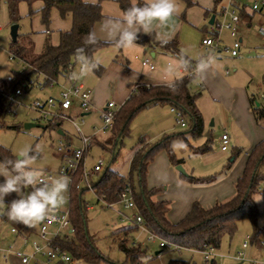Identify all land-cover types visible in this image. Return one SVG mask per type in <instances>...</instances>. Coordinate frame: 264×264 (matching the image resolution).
<instances>
[{
	"label": "rangeland",
	"instance_id": "rangeland-1",
	"mask_svg": "<svg viewBox=\"0 0 264 264\" xmlns=\"http://www.w3.org/2000/svg\"><path fill=\"white\" fill-rule=\"evenodd\" d=\"M195 4L187 5L186 0H176L177 11L179 17L185 19L187 23H184L181 29V36L184 43L182 44V51L186 52L188 56L193 59H199L206 57L207 50L201 45V39L209 33L206 30L209 28L208 20L203 17L202 7L204 3L212 2L216 6V10H220L227 3V0H192ZM246 5V9L249 10L254 1L260 0H239ZM40 2L34 1L31 6L33 10L32 15H28L29 7L25 2H20L18 5V14L20 19L16 22L19 26L18 33H27L33 39L34 50L39 49L42 46L44 38L47 36L50 42H58L59 31L65 30L66 24L70 23V17L66 16L61 18L56 9H52L50 13V23L48 27L41 23V19L38 13ZM250 11V10H249ZM251 12V11H250ZM252 13L251 23L248 26L245 22L241 23L239 27L238 35L243 37L238 55L232 57L229 53L222 51L221 56L216 58L219 61L220 70L225 75H228L230 83H240L249 94H254L258 102L264 104V37L259 36L254 30V26L264 20V9L260 11H254ZM218 22L222 21L221 16H217ZM12 23L9 20L7 7L5 3L0 0V82L6 80L8 76H11L12 72H20L24 68V63L18 59H10L8 53V44L10 43L9 28ZM48 28V33L45 32ZM237 35V36H238ZM221 47L231 46L233 37L230 36L229 31L222 29L220 32ZM21 37V36H20ZM19 37V38H20ZM179 39V38H178ZM20 40V39H19ZM23 41V40H22ZM34 54V53H33ZM149 55V54H148ZM144 56V55H143ZM141 57L142 59L144 57ZM149 57V56H148ZM120 62L123 67L127 68L123 70L126 77L131 68L127 60L133 56L125 57L120 56ZM93 59L96 60L95 56ZM149 63L152 64L151 58ZM139 68L147 69L140 64V59H135ZM129 61V60H128ZM134 61V60H133ZM106 67V64L100 63ZM80 63H76L74 73H78V67ZM94 74V72H92ZM91 73L90 83L88 85L85 77L78 78L79 82H83L86 88L91 92V99L94 89H98L101 92V101L97 105L92 103L89 113L83 111L78 103H73V107L66 111H63L67 118L62 120L61 129L63 134H59L60 128H45L47 121L43 119L38 111L30 108V105L35 100H45L49 97L57 99L60 92V86L65 84L64 78L60 77L57 82L51 85H43V76L41 74H35L31 77V86L26 90L23 86L22 94L17 97L16 102L11 106L12 113L4 114L5 127L0 129V144L8 148L11 154L15 157V154L26 145H40L42 147L41 156L37 162V166L44 168L48 173L52 175H59L58 169L62 163L61 153L57 150L60 143L67 144L71 149H78L82 147L80 135L73 126V122L80 130V134L86 137H90L88 150L83 158V166L86 170H90L98 160L102 161V168L108 167L110 170L117 172L121 175L127 176L129 173L130 157L132 154V148H135L140 139L146 140V142L154 144L160 140L163 136H169L176 134L177 136L171 141L172 150L177 158L183 160L182 168L186 175L205 178L213 176L214 182L208 185L207 189H203L205 193H212L216 200L220 196L222 189L227 190L230 186L234 188L235 180L242 172L243 164L245 163L246 152L250 150L259 140L264 139V123H256L254 120L249 127L245 128L235 139V136L231 135V142L228 144V150H220V135L221 127L216 122L214 125L205 126L203 135L197 139H193L188 133L179 135L188 129V118L183 116L186 123L185 127H182L177 120L179 117L170 111L169 105H157L152 107H144L136 112L129 123V134L122 136L115 144L114 139H110V129L102 130V122L99 120V109L106 102H113L116 105H122V102L116 101L115 87H113V81L119 78L117 75L103 78L99 81ZM228 73V74H227ZM96 75V74H95ZM109 76V75H108ZM87 77V76H86ZM117 77V78H116ZM125 77L123 79H125ZM120 79V78H119ZM193 82V90H197L198 87ZM202 93V92H201ZM216 112L213 111V114ZM209 117L208 123L211 122L212 117L215 115H205ZM25 124H32L29 127H25ZM66 136L69 139H66ZM210 136L211 140L208 142V153H224L225 158L221 165L215 162L213 156V165H209L208 168L215 169L209 174L200 173L204 169L200 167L198 162L197 153L188 154L187 151L191 150L189 145L198 146L199 141H206V137ZM258 138V139H255ZM110 139V140H109ZM253 140H257L256 142ZM240 142V143H239ZM100 144H104L105 147H101ZM236 146L240 150V153L235 156L233 161L230 159L233 157L234 148ZM163 156L164 160L161 158ZM210 163V162H209ZM171 166V170H167L168 166ZM218 165V166H217ZM151 169V170H150ZM264 170V167H261ZM150 172V173H149ZM200 173V174H199ZM150 174V177H149ZM203 174V175H202ZM152 178V179H151ZM92 181L96 180L95 174L91 176ZM184 181L187 185H191L182 173L176 170V165L171 164L168 154L165 150H160L154 156L152 162L147 167L146 174V187L148 189L160 187V194L181 193V184ZM4 179H0V183H3ZM133 184L136 185V179L133 176ZM194 184V183H193ZM264 186V183H262ZM205 187V186H204ZM209 189V191H208ZM262 191L259 190L258 193ZM212 195V196H213ZM66 202L63 208H68L69 196L66 193ZM18 198L15 193L5 197V206L0 208V212H3L7 205L13 199ZM82 200L89 206L85 209L83 206V214L85 217V229L87 233L94 239V244L99 252L114 263H123L124 255L118 249L116 232L124 226H128L131 223V217L135 211L132 209H125L122 205L112 204L106 205L99 200L96 195L90 191L85 190L82 194ZM171 204V198L166 199ZM212 201L222 202V201ZM198 201V200H197ZM199 202V201H198ZM200 203V202H199ZM211 204V205H212ZM256 207L260 213L258 219V226H264V200L256 203ZM171 206V205H170ZM210 206V205H208ZM5 220L0 217V264H22L20 259L13 258L7 262L2 259V254L7 249L12 252H20L26 255L32 254L33 242H36L43 250L47 249V241L42 239L39 235L38 228H27L23 224ZM11 228L20 230V232L11 233ZM26 228V229H25ZM69 227L61 229L59 235L69 234ZM56 233V227L51 226L46 239L51 240ZM253 233V227L248 218H242L237 223V229L233 235L229 236L225 234L218 249H215L214 261L217 264H251V260H256L260 264H264V249L257 248L256 245L251 244L250 237ZM122 233H119L121 236ZM130 236L135 242L139 243L145 248L146 254L142 259V264H162L167 263L170 259H184L190 262V264H208L210 261H205L202 251L193 249H176L174 247H161L160 239L158 237H152L150 233L141 227H137ZM264 240V236L260 237ZM247 241V247L242 249V243ZM159 251L156 255L155 253ZM244 252L246 259H239L238 253ZM28 264H63L58 256L52 259H48L47 256L42 255L41 252L35 253L34 258L30 260ZM72 264H112L107 261L99 263H91L84 260H72Z\"/></svg>",
	"mask_w": 264,
	"mask_h": 264
},
{
	"label": "trees",
	"instance_id": "trees-1",
	"mask_svg": "<svg viewBox=\"0 0 264 264\" xmlns=\"http://www.w3.org/2000/svg\"><path fill=\"white\" fill-rule=\"evenodd\" d=\"M7 7L8 17L11 23H16L20 19L18 14V5L25 2L28 7V15L33 14L31 6L37 0H3ZM42 5L38 9L41 23L48 27L50 23V13L56 9L61 18L71 16V26L67 30L59 31L57 44H52L46 37L42 50L38 54L31 51L30 41L24 43L22 34L17 35L15 42H10L8 52L10 59H18L24 63V68L20 72H12V80L7 88L12 90L18 86H23L28 90L31 86V77L35 74L43 76V85H49L60 77L65 78L68 74V65H76L77 49L84 48L85 54L93 58L94 52L103 47L106 43L98 39L95 45L85 43L90 33H93L94 24L103 18L101 12V1L98 0L95 6L85 5L82 0H39ZM122 12L130 6V0H115ZM141 4L143 0H140ZM187 5L195 4L192 0H186ZM240 16L248 22L251 20L252 13H248L246 5L242 3L239 8ZM209 9L204 10L208 16ZM21 36V37H20ZM20 37V38H19ZM28 38V36H25ZM20 39V40H19ZM161 48L179 54L177 41L172 39L167 44L157 43ZM195 78L184 76L177 81L176 91H171L165 85H150L149 87L137 84L129 97L120 106L113 127L110 129V139L115 140V144L122 136L129 134V123L137 111L149 103H166L172 106L178 114L188 118V129L179 134L188 133L193 139L203 135L204 122L199 111L196 100L201 95V89L193 90L192 84ZM248 102L251 113L256 123H264V104L258 102L254 94L248 93ZM5 100L0 96V129L5 127L4 121ZM58 121L49 120L45 128H54ZM176 134L163 136L156 143L151 144L144 139L139 140L140 147L137 148L130 160L129 173L127 176L121 175L110 170L108 167L102 168L95 173L96 180L93 181V191L99 200L107 204L118 202L119 194L127 184L133 189V200L137 212L141 215L143 224L147 230L176 245V249H193L202 251L205 247L218 249L222 237L227 234L233 235L237 229V223L242 218H248L253 227V233L250 237L251 244L264 249L261 245L260 237L264 236V226H258L260 213L252 200L253 194L259 192L262 183H264V139L259 140L247 153L246 160L241 174L235 180L234 194L231 198L222 202H215L210 206H203L198 201H193L186 214L176 222H171L167 218L169 208L168 200H154L153 197L161 193L160 187L148 189L145 185L147 167L152 162L154 156L160 150H165L169 160L173 165H179L183 162L177 158L172 150L171 141ZM109 139V140H110ZM210 136L201 146L189 145L191 150L200 153L209 150L208 142ZM105 147L104 144H100ZM233 157L240 153L238 148L234 149ZM86 154V153H85ZM84 154V155H85ZM14 159L10 150L0 144V160ZM82 167V164L80 165ZM80 172L74 178L70 187L69 195V234L56 235L50 241L51 246H58L60 249L69 253L72 260H84L91 263L107 261L112 264L108 258L103 256L94 244V239L85 229V217L83 206L86 203L82 200V194L85 188H76L79 181ZM133 176L136 179V185L133 184ZM189 182H209L213 176L199 178L184 175ZM7 207L0 212V217L9 220L6 215ZM137 228L130 224L117 230V246L124 255V261L121 264H142L146 251L139 243L135 242L130 234ZM122 233L119 236V233ZM166 264H190L184 259H170ZM204 264H207L206 262ZM208 264H217L214 258Z\"/></svg>",
	"mask_w": 264,
	"mask_h": 264
},
{
	"label": "crops",
	"instance_id": "crops-1",
	"mask_svg": "<svg viewBox=\"0 0 264 264\" xmlns=\"http://www.w3.org/2000/svg\"><path fill=\"white\" fill-rule=\"evenodd\" d=\"M39 2H40V5L38 7L40 8L42 3L41 1ZM205 9L210 10V13L208 16L204 14ZM202 10H203L202 11L203 17L208 20L207 23L209 25V28L206 30V32L210 33L213 22L209 23V21L213 15H214V18L216 17L218 11L216 10V6L214 4L212 5L211 1L208 3H204ZM177 11H180V9H178ZM56 12L58 11L56 10ZM101 12L103 14V18L94 24L93 33H95V35L98 37L99 40L105 42V37L107 35L104 29L105 20L109 17L120 16L122 14V10L120 9L118 3L115 0H102L101 1ZM247 12L251 13L248 9H247ZM68 16L70 17V23L65 25L64 27L65 30L69 29L72 23L71 16L70 15ZM243 19H244V22L249 26L251 23V20L250 22H248L245 18ZM184 23H187V21L183 18L181 20V17H179V14L176 13L170 19L167 27H156L150 35H146L143 33L139 34V39L136 41V43L139 45L138 47L117 48L114 44L105 42L106 44L103 47L97 49L93 54V56H95L96 58V61H99V67L93 71L94 72V74L92 73L93 76L95 77L97 76L96 79H98L99 81L101 80L103 81L104 80L103 78L115 76V75H117L120 78L119 79L116 77L117 78L116 81L112 79L113 85H114L113 87H115V96H116L115 98L117 99L116 101L118 102H122V101L125 102V100L129 97L130 93L134 90L137 84H141V85H161L163 84L165 85L164 84L165 81L175 82L178 79L184 77V74L181 73L180 71L173 72L171 74H167L164 72V69L170 63L171 59L173 57L178 56L182 52V47H183L182 44L184 43V41H183V37L181 36V29L183 28ZM260 23H264V20H262ZM18 29H19V26H18ZM45 32L48 33V28H46ZM21 34L24 35L23 36L24 43H28L30 41L31 51L34 54H38L42 50L45 38L47 36L44 38L40 50L39 49L34 50L32 37L27 33H21ZM17 35H19L18 30H17ZM26 35L28 36V38L25 37ZM238 38L241 39V44H242L243 37L241 35H238ZM165 39H167L168 41L175 39L177 41L179 54L163 49L157 44L158 42H162ZM10 42H12L11 38H10ZM51 43L57 44L58 42L53 41ZM206 50H207L206 57L209 54H212L210 53L209 49H206ZM221 53L222 51H218L213 54L215 55L216 58H219L221 56ZM121 55L122 56L124 55V58L125 57L130 58L131 56L134 57V59L131 58V60L128 58H125L126 60L127 59L129 60V61L127 60V63L131 67V68H128L129 73H127L126 77L124 76L125 73H123V70L126 69L127 67L126 66L123 67V64L119 63L120 62L119 57ZM142 56L144 57L143 59L141 58ZM146 58L147 59L151 58V60H153L151 61L153 64L152 69L148 65L142 63V61ZM188 58L191 60L192 66H195L198 59H193L190 56H188ZM135 59H140L141 66L147 67V69L139 68ZM100 63H104V65L106 64V67L102 66ZM74 69H75V66H74ZM74 69L72 73H74ZM149 69L152 70L150 75H145V73H147ZM78 73H79V70H78ZM90 75L91 74H89L84 79L86 80L88 85L92 86V83H90L89 81L91 78ZM228 75H225L222 72V70H220L219 61L216 60L215 66L208 71L206 79H204L202 82L195 79L196 81L195 84L199 89H201V92H202L201 95L196 100V105L203 117L204 127L214 125L216 122L218 123L219 121L218 126L221 127V130H222L221 134L223 132H226L228 134L229 144H230L232 140L231 135L235 136V139H237L238 135L242 133L245 128L249 127L251 122L254 120V117L249 108L248 92L245 90L243 85H241L240 83H230ZM124 77L125 79H123ZM81 83L83 84L84 87H86L85 83L83 82ZM99 101H101V92L98 89H94V92L92 94V99L90 102L91 106H92V103L97 105ZM159 104L169 105L166 103H156V104L149 103L145 107L157 106ZM169 107H170L169 108L170 111L174 113L175 115H177V111L175 109L172 110L173 108L172 106L169 105ZM88 111L86 113H83L82 115L89 113ZM213 111H215L216 113L213 114ZM206 114L209 116L215 115L212 117V120L210 123H208L209 117L205 116ZM177 122L179 123V119L177 120ZM61 125H62V120L58 121V125L55 126L54 128H57V127L60 128ZM182 127H185V126H182ZM58 133L62 135L63 130L60 128ZM66 139H69V137L66 136ZM255 139H258V138H255ZM253 141L256 142L257 140H253ZM199 142L200 144H198V146H201L204 144L203 140ZM237 142H238V139H237ZM139 147H140V144L138 143L136 144L135 148H132L133 150H132L130 160L132 158L134 151ZM233 148L235 149L236 146H233ZM227 150H228V147H227ZM225 151L226 150H224V152ZM249 151L250 150H248V152ZM187 153L188 154L197 153L198 162H200V167H203L205 165L202 172H200L204 174H209L211 173L212 170L215 169L216 166L214 168L213 167L208 168L209 165L210 166L213 165V163L211 162L213 161V156L216 159L215 162L219 161L217 162L218 165H221V163H223V160L225 158V154L220 153V152L211 154V153H208L207 151L200 153L198 151L189 150L187 151ZM245 155L247 156V152ZM161 158L164 160L162 155H161ZM234 159L235 157H232L230 161H233ZM181 164H183V162ZM181 164L179 165L182 167ZM167 170L169 171L171 170L170 165L167 167ZM176 170L179 171L178 169ZM149 177H150V174H149ZM0 179H4V178L0 177ZM180 182H182L180 184H181V189H183L182 190L183 194L181 193H170V194H164V195L159 194L153 197L154 200H160V199L166 200V199L171 198V204L169 203V208L167 212V218L171 222H176L179 219H181L186 214V212L189 210L192 202L195 200L196 201L198 200L203 206L211 205L213 203L212 201L216 200V198H214V195L212 193H205L203 191V189L210 188L208 187V185L212 184L214 180H210L209 182H193L194 184L190 183L191 185L189 184L187 185L184 181H180ZM224 190L225 189H222L219 192L220 196L218 197L216 201L218 200L226 201L233 196L234 188L229 186L226 191ZM114 204H119V203H114ZM62 209H65V208H62ZM18 225L21 226L19 223ZM16 230L17 232H20L19 228ZM11 233L13 232L11 231ZM158 253L159 251H157L155 254L157 255ZM162 264H165V263L162 262Z\"/></svg>",
	"mask_w": 264,
	"mask_h": 264
},
{
	"label": "clouds",
	"instance_id": "clouds-1",
	"mask_svg": "<svg viewBox=\"0 0 264 264\" xmlns=\"http://www.w3.org/2000/svg\"><path fill=\"white\" fill-rule=\"evenodd\" d=\"M98 0H82L85 5L97 4ZM177 13L176 0H130V6L118 17H109L104 22L107 33L106 43L117 48L138 47L136 41L139 34L150 35L156 27H167L170 19ZM85 43L95 45L98 37L90 33ZM167 44L168 40L162 41ZM77 60L80 63L79 73H72V78H82L91 74L99 67V61L85 54L84 48L77 49ZM216 64L214 54L201 57L193 68L186 52L182 51L173 57L164 72L171 74L182 71L199 81L207 77L208 71ZM151 69L145 75H150ZM171 91L177 90L174 81H165ZM42 147L26 145L15 154L14 159L0 160V208L5 204V197L15 193L18 198L7 205V218L27 228H38L46 221L55 219L56 213L66 202L70 178L66 175H52L44 168L38 167ZM256 203L264 200V192L253 194Z\"/></svg>",
	"mask_w": 264,
	"mask_h": 264
},
{
	"label": "built area",
	"instance_id": "built-area-1",
	"mask_svg": "<svg viewBox=\"0 0 264 264\" xmlns=\"http://www.w3.org/2000/svg\"><path fill=\"white\" fill-rule=\"evenodd\" d=\"M242 7V2L239 0H227V3L224 7H222L217 12V16L222 17V21L218 22L216 17L213 20L212 29L209 33V35L202 38L201 43L205 47V49H209L210 53H216L218 51H225L229 53L230 56H236L239 53L240 47H241V39L238 38L239 33V27L241 23L244 22L243 17L240 16V10L239 8ZM261 9H264V0H260L259 2L254 1V3L250 6L249 10L251 12L254 11H260ZM222 29H226L229 31V34L231 37H233V42L231 46H223L221 47V36L220 32ZM254 30L256 33L264 37V23H259L254 26ZM78 63V62H77ZM143 64L148 65L151 69L153 68V64L149 63V60L146 58L142 61ZM195 66H193L194 68ZM74 69V65L69 64L68 65V74L67 77L64 78L65 84L60 86V92L58 93L57 99H53L52 97H49L43 101L41 100H35L31 105L30 108L38 111L40 116L45 119L46 121L49 120H56L60 121L65 118L70 120L68 116L64 114L63 111L71 109L73 107V103H78L79 107L83 111H88L91 107V92L89 89L83 86L81 82L77 80V78H72V71ZM78 70H80V65L78 67ZM183 73L182 71H180ZM184 74V73H183ZM184 76H188L185 75ZM12 80V76H8L6 80H2L0 82V96H2L5 100V114L12 113L11 106L16 102L17 97H19L22 94L21 86H18L12 90L7 91V86L9 82ZM58 83L57 80L54 82H51L49 85ZM149 87L150 85H145ZM135 89V88H134ZM121 105H116L113 102H106L100 109H99V120L102 122V130L105 129H111L114 124V120L116 117V114L119 110ZM174 110V108H172ZM177 116L179 117V124L181 126H186V123L183 119V117L177 113ZM73 126L76 128V131L79 133L80 140L82 143V147L78 149H71L69 145H65L60 143L57 147V150L61 153V159L62 163L58 169L59 175H66L70 178V185H69V191L68 196L70 195V187L73 183L74 176L80 172L79 181L76 184V188H85L87 190L93 191V181L91 179V176L98 171L102 169V161L98 160L97 163L93 165V167L90 170H86L83 166V158L84 154L87 152L89 147V142L91 140L90 137H86L80 134V130L77 127V125L73 122ZM229 144V136L226 132H223L220 136V149L221 150H227ZM82 164V167L80 165ZM50 174V173H49ZM260 190L264 192V186H261ZM103 202V201H102ZM106 205H112L107 204L103 202ZM122 207L125 209H132L135 211L134 215L131 217V223L136 225L137 227H141L142 229L147 230V228L143 224V220L141 215L137 212L135 203L133 200V189L130 185L124 186L122 191L119 194L118 202ZM86 208L88 209L89 206L86 205ZM51 226L56 227V235L59 234V231L61 229L70 228V220H69V209H61L56 213L55 219L46 221L43 224H41L38 228L39 235L42 239L47 241V249L43 250L36 242H33L32 248L33 252L32 254L26 255L20 252H12L11 250L7 249L6 252L2 254V259L6 262L13 258L20 259V262L22 264H28L31 259L34 258L35 253L41 252L42 255L47 256L48 259L55 258L58 256L63 264H72V258L69 255V253L65 250L60 249L58 246H51L50 241L46 239V234L49 231V228ZM12 232H16L17 230L15 228L11 229ZM69 232H71V229H69ZM149 232V231H148ZM150 233V232H149ZM152 237H158L152 233H150ZM160 239V246L161 247H174L177 248L176 245L158 237ZM261 245L264 247V240H261ZM242 247H247V241H244L242 243ZM215 249L212 247H205L204 250H202V253L204 255L205 261L212 260L215 256ZM239 259H246L244 252L238 253ZM251 264H260L256 260H251Z\"/></svg>",
	"mask_w": 264,
	"mask_h": 264
},
{
	"label": "water",
	"instance_id": "water-1",
	"mask_svg": "<svg viewBox=\"0 0 264 264\" xmlns=\"http://www.w3.org/2000/svg\"><path fill=\"white\" fill-rule=\"evenodd\" d=\"M214 19V15L211 17L209 23H212ZM17 30H18V24L17 23H12L9 28V35L12 40V42H15L17 40ZM32 124H25V127H29ZM176 169H178L183 175H186L183 168L180 165L176 166Z\"/></svg>",
	"mask_w": 264,
	"mask_h": 264
}]
</instances>
